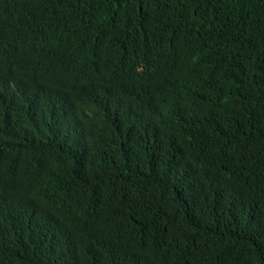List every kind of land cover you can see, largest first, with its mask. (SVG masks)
Wrapping results in <instances>:
<instances>
[{
  "label": "trees",
  "instance_id": "trees-1",
  "mask_svg": "<svg viewBox=\"0 0 264 264\" xmlns=\"http://www.w3.org/2000/svg\"><path fill=\"white\" fill-rule=\"evenodd\" d=\"M0 119V264H264V0H0Z\"/></svg>",
  "mask_w": 264,
  "mask_h": 264
},
{
  "label": "clouds",
  "instance_id": "clouds-1",
  "mask_svg": "<svg viewBox=\"0 0 264 264\" xmlns=\"http://www.w3.org/2000/svg\"><path fill=\"white\" fill-rule=\"evenodd\" d=\"M1 123L2 121L0 119V124ZM28 138L30 139V141H23V142L29 145V148L27 150H28V156L30 157L28 158L27 156L26 158L23 159V161L28 163L29 160L31 159L34 161L35 165H37L38 153L40 150L60 148L62 142V138L60 136L58 137L57 135L52 137L51 141L46 140L44 137L38 138L35 136H28Z\"/></svg>",
  "mask_w": 264,
  "mask_h": 264
},
{
  "label": "bare ground",
  "instance_id": "bare-ground-1",
  "mask_svg": "<svg viewBox=\"0 0 264 264\" xmlns=\"http://www.w3.org/2000/svg\"><path fill=\"white\" fill-rule=\"evenodd\" d=\"M1 90L3 91V93H5L3 87H1ZM5 95L9 97L11 96L9 93L8 94L5 93ZM0 154H1V151H0Z\"/></svg>",
  "mask_w": 264,
  "mask_h": 264
}]
</instances>
